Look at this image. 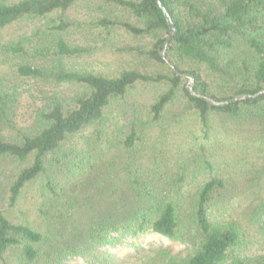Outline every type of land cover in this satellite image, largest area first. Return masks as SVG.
<instances>
[{"label":"trees","instance_id":"trees-1","mask_svg":"<svg viewBox=\"0 0 264 264\" xmlns=\"http://www.w3.org/2000/svg\"><path fill=\"white\" fill-rule=\"evenodd\" d=\"M81 2L104 13L90 11L87 33L126 32L137 44L125 50L150 66L110 75L80 62L66 34ZM160 3L176 25L175 71L161 55L171 28ZM34 19L47 42L10 47L23 57L15 76L34 86L27 115L11 112L20 92L0 80V264H103L99 247L149 233L198 240L167 264L236 259L230 201L251 195L264 212V0L0 1V30Z\"/></svg>","mask_w":264,"mask_h":264},{"label":"rangeland","instance_id":"rangeland-1","mask_svg":"<svg viewBox=\"0 0 264 264\" xmlns=\"http://www.w3.org/2000/svg\"><path fill=\"white\" fill-rule=\"evenodd\" d=\"M1 1V0H0ZM14 1V0H8ZM93 11L96 17L103 16L101 7L91 6L81 2L69 12V21L73 26L66 34L67 40L81 45L84 53L78 58L79 61L86 64L89 69L100 71L105 74H115L121 67H140L145 69L149 67L143 58H134L127 52L126 46L137 44L126 32H119L118 36L111 41H105L89 34V25L85 22L88 15ZM105 12L124 17L121 10L105 7ZM105 13V14H106ZM92 21H90V24ZM44 24V20H24L0 30V80L1 86H15L19 90L17 101L11 103L12 113L23 117L30 112L31 97L30 92L34 86L30 81H23L14 74L15 64L23 59L13 53L11 46L18 43L32 45L34 42H47L49 37L42 34L37 35L38 28ZM89 24V23H88ZM48 38V39H47ZM148 40H137L144 44ZM169 60V59H168ZM171 63V62H170ZM168 69L172 70L169 63ZM149 69L166 71L163 65L151 66ZM173 71V70H172ZM186 87L189 84V76ZM149 99L144 98V103ZM42 99H39L41 104ZM202 177H199V180ZM186 192V181L183 186ZM257 201L253 196L245 194H236V197L230 201L232 205L229 210L231 218L239 220L242 227L241 243L235 250L236 259H230L227 264H260L264 257V212L256 215L254 208ZM1 204V203H0ZM254 205V207L252 206ZM7 208L5 204L0 205V210ZM264 211V210H263ZM198 240L191 236H184L182 240L173 241L167 237L156 233L142 234L139 236H124L120 242L113 245H103L98 248L99 255L103 256V264H167L174 258H187L194 253L197 248ZM64 264H91L86 256L76 255L65 260Z\"/></svg>","mask_w":264,"mask_h":264},{"label":"water","instance_id":"water-1","mask_svg":"<svg viewBox=\"0 0 264 264\" xmlns=\"http://www.w3.org/2000/svg\"><path fill=\"white\" fill-rule=\"evenodd\" d=\"M160 6L162 7V9L164 10V12L166 13V15H167V18H168V21H169V24H170V28H171V30H170V34H169V36H168V38H167V41H166V43H165V46H164V49L161 51V55H162V57L165 59V61L167 62V63H169V65H170V67L172 68V70L173 71H175L176 70V68H175V66L172 64V63H170V61L168 60V58L166 57V51H167V49H168V46H169V42L173 39V37H174V35H175V32H176V25H175V23L173 22V20H172V18L170 17V15H169V13L166 11V9H165V7L160 3ZM178 74H180L179 72H178ZM189 78V84L187 85V88L189 89V91L192 93V94H194V95H198V96H202L201 94H199V93H197L195 90H194V78L193 77H191V76H189L188 77ZM264 92V90L263 91H261V93H263ZM249 96H251V95H249ZM245 96H241V97H236V98H233V99H231V100H234V99H242V98H244ZM209 100L212 102V103H214V104H224V103H226L227 101H215V100H213V99H210L209 98ZM231 100H229V101H231Z\"/></svg>","mask_w":264,"mask_h":264}]
</instances>
